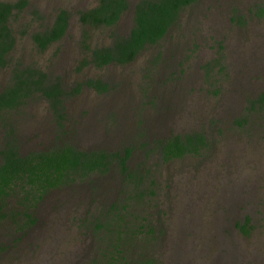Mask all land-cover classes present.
<instances>
[{"label":"rangeland","instance_id":"rangeland-1","mask_svg":"<svg viewBox=\"0 0 264 264\" xmlns=\"http://www.w3.org/2000/svg\"><path fill=\"white\" fill-rule=\"evenodd\" d=\"M136 1L128 0L112 27L79 22L78 11L97 0H28L12 16L16 40L10 64L0 67V88L13 63L35 64L59 75L69 93L62 127L35 96L0 117V144L10 122L22 152L57 143L61 130L60 141L84 149L133 146L127 165L142 174L145 192L130 196L136 191L115 163L106 174L52 189L35 208L34 223L18 213L0 221V264L98 262L117 225L107 238L92 221L107 216L113 201L126 206L129 229L145 224L143 232L127 233L133 236L124 246L143 264H264V109L250 104L264 91V13H256L264 0H198L132 61L82 65L84 31L89 46L108 44L111 31L129 30ZM59 8L70 13L67 31L38 50L31 33ZM87 78L108 88L97 91ZM192 130L207 138L200 154L163 161L154 140Z\"/></svg>","mask_w":264,"mask_h":264},{"label":"trees","instance_id":"trees-1","mask_svg":"<svg viewBox=\"0 0 264 264\" xmlns=\"http://www.w3.org/2000/svg\"><path fill=\"white\" fill-rule=\"evenodd\" d=\"M196 1L198 0H137L133 6L129 30L126 33L111 31V41L108 44L89 46L85 41L88 33L84 31L83 42L88 54L82 59L81 64L102 67L110 63L124 64L132 61L146 45L159 42L178 22L181 10ZM27 4L28 0H0V67L10 64V52L16 40L10 20ZM128 7V0H97L94 5L79 10L78 19L86 26L112 27L118 23ZM256 13L263 14L264 7H258ZM69 16L67 9L59 8L49 25L31 33L32 41L38 50H45L65 35ZM24 32L25 30H22V33ZM84 83L100 92L108 88V84L99 78H87ZM79 89L80 84L71 92L76 93ZM68 93L59 75L51 76L35 64L13 63L8 82L0 88V117L6 112L23 107L28 99L40 96L47 101L58 126L62 127V120L65 118L64 99ZM250 104L264 109V91L253 97ZM5 125L8 127L0 144V221L9 216L12 218L18 213L23 214L28 222L34 223L35 208L48 191L88 181L93 175L106 174L113 163L119 166L127 186L131 190L135 189L136 192L130 196L140 198L145 192L143 187H138L143 181L142 174L127 165L133 146H124L121 150L84 149L67 140L60 141L64 133V130H61L57 135L59 139L57 143L47 148L22 152L15 127L10 122H6ZM154 143L161 159L169 161L186 154H200L207 146V138L203 131L192 130L171 133L154 140ZM11 198L14 205L9 209ZM118 205L115 201L111 202L104 212L107 216L104 218L94 216V220H91L95 228L106 231L104 235L107 238H110L113 231L112 226L117 225L115 236L102 248L101 259L98 262L93 259L91 264L104 261L109 264L144 263L140 259L127 257L124 246L129 244L127 241L137 232H143L145 224L129 229L121 212L126 206ZM111 213L113 216H110ZM22 227L25 225L21 222L20 228ZM128 232L133 235H128ZM149 262L150 259L145 261L146 264Z\"/></svg>","mask_w":264,"mask_h":264}]
</instances>
